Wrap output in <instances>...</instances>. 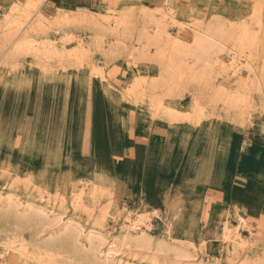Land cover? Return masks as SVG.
Listing matches in <instances>:
<instances>
[{
    "label": "rangeland",
    "instance_id": "374dc122",
    "mask_svg": "<svg viewBox=\"0 0 264 264\" xmlns=\"http://www.w3.org/2000/svg\"><path fill=\"white\" fill-rule=\"evenodd\" d=\"M25 3L33 7L32 22L44 16L39 19H45L42 22L49 27L48 38L58 43V34L66 31L58 18L66 15L95 16L106 26L103 17L130 12L135 33L125 39L127 50L121 48L114 54L108 50L118 38L105 34L100 49L93 45L92 25L79 22L69 26L77 38L92 44L91 55L78 61L29 55L8 60V46L0 50V209L11 198L20 212L27 206L37 212L54 209L51 217L60 214L63 220L38 235L23 229L24 240L43 244L50 239L49 232L58 236L62 227L71 223L76 234L72 239L59 237L55 244L60 264H93L87 261L88 250L81 249L80 244L84 246L86 241L84 235L77 237L79 228L93 230L106 245L119 250V257L128 261L124 264H264L261 68L259 88H248L252 90H248L250 99L244 108L249 118L244 123L233 122V112L223 109L221 102L199 125L170 122L154 114L146 97L136 100L127 94L135 79L151 81L161 73L152 59L154 48L149 49L146 61L137 58L134 62L128 55L130 49L140 47L137 33L146 23L144 14L158 19L166 14L179 24L204 30L209 25L250 19L258 2L0 0V36L7 31L13 7L24 10L29 6ZM262 8L264 12V4ZM20 16V12L14 14L16 19ZM261 18L264 21V13ZM167 25L171 34L178 31L176 25ZM261 44L264 46V41ZM75 45L65 48L72 50ZM261 49L259 57L264 55ZM226 82L233 89L231 81ZM187 92L181 98H166L164 104L179 112L191 111L192 94ZM75 199H80L82 206L75 208ZM128 213L150 226L149 249L132 252L122 248L121 229L127 224ZM225 225L233 232L240 231L243 244L237 249L224 241ZM5 236L0 231V241ZM159 243L165 246L161 253L154 251ZM98 256L102 261V255Z\"/></svg>",
    "mask_w": 264,
    "mask_h": 264
},
{
    "label": "bare ground",
    "instance_id": "6f19581e",
    "mask_svg": "<svg viewBox=\"0 0 264 264\" xmlns=\"http://www.w3.org/2000/svg\"><path fill=\"white\" fill-rule=\"evenodd\" d=\"M256 1L258 2L257 8L252 6L256 10L252 11L253 15L250 14L252 15L250 19H245L242 23H231L228 21L229 24L228 22L221 23L220 25L217 24V27L208 24L209 27L207 26L204 30L200 26H196L198 27L196 29L195 25H193L194 29L192 25L179 24L173 16L166 14H163L160 19L147 13L144 14L142 20L144 19L146 23L142 26L139 33L136 32L139 34L137 42L140 49H130L128 55L134 62L137 58L145 59L146 61L149 49L154 48L155 54L152 59H154L153 61L156 64L158 63L161 73L156 79L151 81H148V78L135 79L134 83L128 88V96L136 100H142L146 97V100L148 99L154 108V114L170 122L194 121L198 122L199 125L200 119L206 118V116L213 113L214 105L217 102L223 104V109L229 110L230 113L231 111L233 112L234 115L232 117L227 115V118L231 117L233 122H246L249 118V112L244 107L249 101L248 88H254L256 85L259 88L262 78L259 73L260 68L262 70L261 74L264 75V52L261 54L263 57L258 55V53H261L259 49L261 47L264 48L263 44H261L264 41V21L261 18L264 13L262 10V4L264 3L261 0ZM27 5L29 6L27 7ZM27 5L24 10L17 8V5L13 7L10 17H14L16 12H20L21 16L18 19L14 17L12 20L9 17V22L6 25L7 31L5 34L2 33L3 36H0V50L8 46L6 50L8 51L6 55L8 60H19V57H24V55H29L35 59L58 56V60L59 58H66L74 61H78L80 57H86L92 44L88 45L81 38H77L73 31L68 28L69 26H75L79 22L93 26L95 32L93 45L95 44L94 46L100 49L102 44L104 45L105 34L118 38L115 44L112 43L110 45L108 50L111 53L112 51L113 53L115 52L114 54L119 53L121 48L126 51L125 39L135 33L133 32L135 21L130 18V12L128 14L121 12V15L116 17H103L104 19L102 20L105 21L106 26L102 25L104 23H102L101 19L96 20L95 16L90 17L84 14L80 17L75 15L77 18H69L66 15L58 18L61 25L66 27V31L62 35L58 34L60 36L58 43L48 38L46 30L49 27L45 28L42 22L45 21L44 18V20H41L42 18L39 19L44 16H39L37 20L32 22L33 18L30 11L33 7L30 4ZM72 14L74 15V13ZM167 23H171L173 26L176 25L178 31L171 34V32L167 31L170 26ZM195 23L200 22L197 21ZM20 30H23L21 36L19 35L14 39ZM55 32L58 33L59 30L56 28ZM120 37L122 39H119ZM70 43H75L76 45L72 50H67L65 45ZM98 51L100 52L101 50ZM108 51L107 53H109ZM259 62L262 67H259ZM100 73L102 74V72ZM227 79L233 84V89L228 88ZM186 91L192 94L193 106L191 111L186 113L179 112L164 104L166 98H181ZM7 201L8 205L0 209V231L6 234L0 241V264H60L57 263L60 259H58L59 254L55 244L59 241V237L72 239L73 235L76 234L71 227V223H67L68 225L66 226L62 225L63 230L59 232L58 236H54L49 232L47 236L50 239L43 242V244L25 241L21 235L23 229L32 230L33 233L36 232V235H38L41 232H45L43 229L54 222H62L61 215L57 214L51 217L49 213L52 212L54 214V209L50 212H37L35 208L29 206L25 208L26 210L23 209L24 211L20 212L17 209V204L12 205L13 200L11 198H8ZM81 204L82 201L80 199H75V208H79L82 206ZM240 220L242 221V219ZM10 222L11 224H9ZM124 222L127 224L123 225L121 229L123 230L121 237L122 248L132 252L134 250L149 249L150 226L137 217L130 216V213L126 214ZM76 228L78 229L77 226ZM223 229L225 231L223 233L224 241H230L234 249L243 244L239 230L233 232L228 225H225ZM77 231H79L77 237L84 235L86 244L83 246L84 243H81L80 245L83 251L88 250V253H90L87 261H92L93 264H124L128 262L127 260L123 261L121 256L119 257V254H121L119 250L116 251L111 245H106L104 238L101 237L99 239V234H95L93 230L85 231V229L79 228ZM105 245V249L101 251L100 248ZM164 249L163 243H159L154 251L161 253ZM99 254L102 255V261H100L101 258L99 259ZM7 255L10 259H7ZM134 257L133 255L131 258L133 259ZM137 264L141 263L137 261Z\"/></svg>",
    "mask_w": 264,
    "mask_h": 264
}]
</instances>
